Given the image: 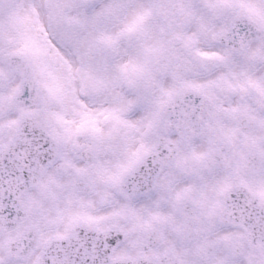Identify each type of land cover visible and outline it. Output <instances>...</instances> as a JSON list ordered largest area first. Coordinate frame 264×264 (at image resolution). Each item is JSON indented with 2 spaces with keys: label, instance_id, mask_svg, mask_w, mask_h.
Instances as JSON below:
<instances>
[{
  "label": "snow or ice",
  "instance_id": "1",
  "mask_svg": "<svg viewBox=\"0 0 264 264\" xmlns=\"http://www.w3.org/2000/svg\"><path fill=\"white\" fill-rule=\"evenodd\" d=\"M0 264H264V0H0Z\"/></svg>",
  "mask_w": 264,
  "mask_h": 264
}]
</instances>
